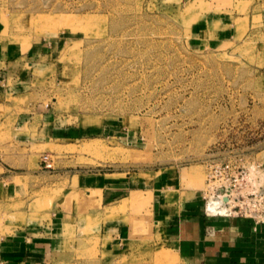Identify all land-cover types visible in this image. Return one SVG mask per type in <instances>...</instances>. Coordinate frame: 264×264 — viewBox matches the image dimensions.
Instances as JSON below:
<instances>
[{
  "label": "rangeland",
  "instance_id": "374dc122",
  "mask_svg": "<svg viewBox=\"0 0 264 264\" xmlns=\"http://www.w3.org/2000/svg\"><path fill=\"white\" fill-rule=\"evenodd\" d=\"M0 51V163L17 162L15 139L30 152L0 198V264L5 241L29 255L55 200L95 211L58 174L174 167L201 182L205 214L230 185L234 210L264 204V0H0ZM125 204L130 238L102 239L93 214L83 229L65 221L41 264H183L150 207Z\"/></svg>",
  "mask_w": 264,
  "mask_h": 264
},
{
  "label": "crops",
  "instance_id": "0c3cea01",
  "mask_svg": "<svg viewBox=\"0 0 264 264\" xmlns=\"http://www.w3.org/2000/svg\"><path fill=\"white\" fill-rule=\"evenodd\" d=\"M4 55V51H0V65ZM1 73L3 72L0 71V78ZM8 94V88H0V96H5L0 101L2 106L8 105ZM73 130L74 136L79 137L81 130ZM55 137L57 138L56 135ZM62 137H68L66 132ZM13 143L17 162L0 163V198L16 189L7 180L22 177L14 175L11 168H29L24 160L28 159L30 152L27 151L28 154L25 155L20 144L23 143L22 140L15 139ZM29 174L35 177L39 173L30 171ZM52 177L54 182L61 177L68 180L64 191L85 192L92 201L95 199V211L82 210L85 206L82 200H72L68 206L63 205V199L55 200L56 208L50 211L51 223L48 221L47 227L42 226L34 231V235L43 238L32 243L29 255H24L27 252L21 248L19 240L2 243L4 250L1 254L5 255L8 264H41L55 241V231L62 228L65 221L70 222V227L74 229L79 221L83 229L88 225L89 215L92 214L98 219L97 231H100L102 239L110 232L116 240L130 238L132 228L126 219L130 218L131 211L121 210L125 203L127 208L141 203L150 207L153 231L160 232L161 237L170 245L169 248L174 247L183 264H264V223L258 224L253 218L245 216L217 217L205 214L201 182H187L182 169L165 168L154 177L146 173L144 176H136L132 172H81ZM94 193L95 196L92 197ZM140 194H143L142 197ZM105 208L111 214L107 215ZM19 258L23 262H17L16 259Z\"/></svg>",
  "mask_w": 264,
  "mask_h": 264
},
{
  "label": "built area",
  "instance_id": "2783aa9c",
  "mask_svg": "<svg viewBox=\"0 0 264 264\" xmlns=\"http://www.w3.org/2000/svg\"><path fill=\"white\" fill-rule=\"evenodd\" d=\"M42 164L44 165L45 168H52L53 163L50 161V158L48 155H44L42 158ZM264 196L261 195L260 198H263ZM233 188L230 186H226L225 189H223L222 192L219 193L218 195V200L221 201V204H224L226 207V210L222 212L221 210L219 211H212L210 209V201L212 200H207L206 201V211L207 215L215 216V215H227L230 216L233 213L236 215H241L245 217H250L253 218L256 223L258 224H263L264 223V204H261L260 200H258V196L256 195L255 198H246L244 200H241L238 204H236V210H234L233 207L231 206V203L233 202Z\"/></svg>",
  "mask_w": 264,
  "mask_h": 264
},
{
  "label": "bare ground",
  "instance_id": "6f19581e",
  "mask_svg": "<svg viewBox=\"0 0 264 264\" xmlns=\"http://www.w3.org/2000/svg\"><path fill=\"white\" fill-rule=\"evenodd\" d=\"M95 149L97 148V146L94 147ZM210 209L212 211H219L221 210L222 212H224L226 210V207L224 206V204H221V201L220 200H212L210 201ZM161 256L163 258H165L166 260H171V253L170 252H163L161 254Z\"/></svg>",
  "mask_w": 264,
  "mask_h": 264
}]
</instances>
